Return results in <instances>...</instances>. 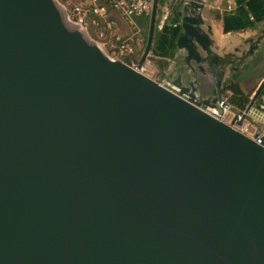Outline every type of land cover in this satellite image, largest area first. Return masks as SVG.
<instances>
[{"label": "water", "instance_id": "water-1", "mask_svg": "<svg viewBox=\"0 0 264 264\" xmlns=\"http://www.w3.org/2000/svg\"><path fill=\"white\" fill-rule=\"evenodd\" d=\"M200 1L178 14L188 65L206 60ZM222 82L212 99L156 82L56 0H0V264H264V138L232 127L264 79L243 112Z\"/></svg>", "mask_w": 264, "mask_h": 264}, {"label": "crops", "instance_id": "crops-1", "mask_svg": "<svg viewBox=\"0 0 264 264\" xmlns=\"http://www.w3.org/2000/svg\"><path fill=\"white\" fill-rule=\"evenodd\" d=\"M187 2L163 0V4H169L164 20L161 17L164 16L163 5L160 7L161 13L157 17L158 36L150 52L151 66L156 67L158 72V79L154 80L164 83L181 77L186 84H194L200 98L212 99L218 76H223L222 83L237 76L243 92L251 98L264 79V0H201V8L192 16L202 23L201 36L207 45L205 48L198 45L196 52L206 60L200 64L191 61L189 65L183 51L176 45L181 32V18L178 14L183 12ZM111 15L119 24L120 35L129 36L131 26L116 13ZM137 20L135 23L141 32L144 46V27L140 25L144 18ZM157 62L165 65L162 71Z\"/></svg>", "mask_w": 264, "mask_h": 264}, {"label": "built area", "instance_id": "built-area-1", "mask_svg": "<svg viewBox=\"0 0 264 264\" xmlns=\"http://www.w3.org/2000/svg\"><path fill=\"white\" fill-rule=\"evenodd\" d=\"M65 11L68 22L80 26L87 35L100 44L111 60L120 61L133 68L142 75L154 80L150 73L151 57H148L139 69L137 63H129L135 59L139 53H143V38L139 28L135 25L134 19L149 17L153 5V0H56ZM164 20L167 16L166 10L169 4H163ZM116 13L127 22L132 32L129 36L123 37L119 33V24L112 17ZM159 25L161 27L162 25ZM156 81V80H154ZM157 82V81H156ZM230 96L229 92L222 94V100L226 102ZM215 112V111H214ZM215 114L218 119L226 124H230L232 115L228 109L219 108ZM253 142L261 145L264 138V95L255 101L252 108L246 115L241 126H232Z\"/></svg>", "mask_w": 264, "mask_h": 264}, {"label": "trees", "instance_id": "trees-1", "mask_svg": "<svg viewBox=\"0 0 264 264\" xmlns=\"http://www.w3.org/2000/svg\"><path fill=\"white\" fill-rule=\"evenodd\" d=\"M163 5V0H159V8H158V13H157V17L160 16V7ZM149 17H144V21L143 23H141L140 25L144 27V36L146 38V30L148 29L147 28V21H148ZM157 24H158V21H157ZM157 24L155 26V30H154V37H153V42L156 40L157 36H158V30H157ZM138 58V57H137ZM135 58V59H131L129 60V63L132 64V63H137L138 62V59ZM157 66L159 67V69L162 71L165 67V65L162 63V62H157L156 63ZM163 75H161L162 77ZM225 92H229L230 96L226 97L227 100V104L239 111V112H243L245 110V108L247 107L249 101H250V98H249V95H246L241 86H240V83L238 82V77L237 76H233L229 79H226L222 85V94H225ZM261 95H264V87L259 95V97L257 98L256 101H258L260 99V96Z\"/></svg>", "mask_w": 264, "mask_h": 264}, {"label": "rangeland", "instance_id": "rangeland-1", "mask_svg": "<svg viewBox=\"0 0 264 264\" xmlns=\"http://www.w3.org/2000/svg\"><path fill=\"white\" fill-rule=\"evenodd\" d=\"M137 21H138L137 19H134V23L137 22ZM135 25H136V23H135ZM147 28H148V21H147ZM146 36H147V30H146ZM141 56H142V53H139V56L137 58L138 61L140 60ZM150 73L153 74L154 79H158V72H157V68L156 67L154 68V66H151Z\"/></svg>", "mask_w": 264, "mask_h": 264}]
</instances>
